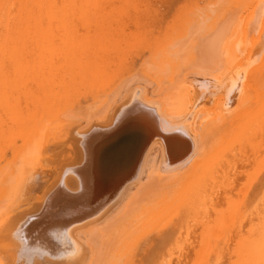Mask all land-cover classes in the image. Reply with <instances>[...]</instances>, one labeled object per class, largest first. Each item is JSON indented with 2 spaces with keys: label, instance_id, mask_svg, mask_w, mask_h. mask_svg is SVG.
I'll list each match as a JSON object with an SVG mask.
<instances>
[{
  "label": "rangeland",
  "instance_id": "374dc122",
  "mask_svg": "<svg viewBox=\"0 0 264 264\" xmlns=\"http://www.w3.org/2000/svg\"><path fill=\"white\" fill-rule=\"evenodd\" d=\"M146 1L148 3V9H146L148 10V17L147 19L145 17L146 26L135 22L127 23V21L121 24L120 21L122 18L117 15L111 17L109 21L104 22V27L107 29L106 39L111 42L114 47L113 48L110 43L109 47H111L113 51L109 48L110 50L108 53L111 51V57L113 56L115 60L113 58L111 59L110 53L106 55L109 57H105L106 59H101L100 57L94 58L87 44H84L83 49L69 56L68 59L65 54L62 55V53L50 48L48 44H45L41 52L38 66L31 68L27 66L20 67L18 73L22 85L19 89L18 97L21 102L28 99L27 84L33 85L36 88L38 84L40 86L41 84L63 83V115H58L59 118H62V121H53L54 119L47 118L52 120L47 123L48 120H43L44 123L46 122L44 128L48 129L40 130L39 132L41 136H44V139L43 136L42 139L45 141L42 139L40 140L39 138L41 137L38 136V134L36 136L30 134L32 137L34 136V141L39 139V141L34 142L35 145L30 143L29 133L35 127V120L29 119L30 122L27 120V123L20 124L21 122L19 123L16 119L13 107L14 104L11 102L10 97L0 96V121L3 123L5 122L4 127L3 123H1L3 133L13 134L12 132L14 130V135L17 134L15 136L16 138L14 135L10 134L12 138L9 136V138H11L9 141V138H7L8 134L1 138L0 144L2 146L0 145V151L3 152L4 150L6 154L2 153V155H0V171L5 172L6 168H8V173H10L17 163L13 164V161L18 159L17 156V158L15 157L17 152L19 153L21 151L22 154L24 148L27 146L28 147L25 149L27 151L24 152L25 154L32 150V152L29 153L31 156L26 155L28 156L26 157L23 154L25 159L19 155L20 153L18 154L21 160L20 165L23 166L22 164L24 163L25 166L21 168V166H17L19 164L16 165L20 167L18 172H15L16 175L19 176L15 178L16 176L14 175L13 179L15 178L17 180H15V182L13 180V183L11 182L12 190L7 186L10 190L8 193H10L11 196L7 194L8 199L5 205H2L5 208L3 209V215L0 217V228L2 226L5 227L1 235L4 237V242L2 241L3 245L0 246V264H92L95 259L96 261L101 260L102 264H190V262H193L192 260L195 259L199 240H201V226L197 221H204L207 216L205 215L207 210L209 211L207 217L210 218L213 215V211L223 205L224 209L226 205V200H224L223 197L224 195H226L225 198L229 196L228 198L230 201L240 200V198L243 197L241 191L239 192L234 188H238L241 184H243L240 186L241 189L246 187L244 186L246 183L241 182L243 177L242 181H246V174L243 173L242 176L239 172L242 174V172L251 169L249 168L251 160H249V162L248 158L247 160L245 158L244 161H248L249 164H247L248 162H244L243 164V158L239 159L240 162L239 160L235 161L236 165L234 167V160L237 159V157H235L232 161L234 164L230 166L233 173L229 171V167L226 172L228 175L223 178L224 181L220 179V182H225V179H227L231 173L233 174H231L232 177L230 176V179L228 178L226 181L227 184L222 183V186L225 187L219 186V184L221 185V183H219V191H217L218 187L216 188V185L213 188V192L210 195L212 198L210 202H213V208L207 209L206 211L204 210L203 212L199 211L202 213L205 212L204 215L198 213L196 218H190L187 221V225L180 226L181 229L176 234H174V230L172 231L175 225H170L169 223L172 219H174L172 223H175L174 207L177 206L179 202L175 201L170 204L168 200L161 206L162 208L160 209L162 210L153 209L151 214L144 217L138 216V218L135 219L136 222L127 228L128 232L123 236L122 240L118 243L119 247L115 250L109 246V240L107 241L104 237L105 234L103 233L106 231L107 226L113 222L123 221L126 218V215L122 213L124 207L130 202L129 200L134 197L135 192L139 190L140 186L147 182L148 179L150 180L152 175L158 174L159 178H157L162 179V177H169L173 174V176L169 178H171V180H176L174 173L177 172L178 178L187 168V166L184 167L183 163H180V167L175 164L176 160H174L172 156V152L170 151L171 148L169 149L174 138L172 136L173 134H168L170 132L168 128L170 125L168 124L169 119L165 118L167 115L161 116L165 122L162 124L158 122L161 120V117L158 116L161 115V109L160 106L158 107V104H156L159 103V101H156L159 93V91L156 90L159 89V87H156L155 82L148 81V78H146L147 74H144L146 72L145 68L148 67L146 62L149 61L148 59L151 55V51H154L159 42L163 41L165 37L171 35L173 37V35H175L173 32H177V25L180 24L183 26L184 21L182 22L181 20L184 17L186 18L188 13H194L193 11L197 9L196 7L201 8L202 6H207L209 8L211 7L210 9L212 10V5L213 8L216 6V8L219 6L222 8L224 5L219 3L220 0L219 2H217L218 0ZM224 1L225 5H227L226 8H230L228 4L229 1L232 5L234 3L232 0ZM224 1L222 0V2ZM210 2L212 4H210ZM214 3L216 6H214ZM200 8L198 10H200ZM203 8L202 10L205 9ZM223 9H225V7H223ZM82 10L92 16L97 14L96 7L90 4L83 8H76L77 13L82 12ZM198 12L200 13V11ZM259 12H261L260 15ZM263 13L264 7L258 10L257 13L248 20V22H250H247L248 44L246 45L252 44L251 42L254 41L255 34L263 32L261 30L263 29ZM194 15L196 14L194 13ZM256 18H260L257 24ZM252 24L254 26H252ZM174 28L175 31L171 32ZM203 43H205V41H203ZM28 44L33 48H39L35 37L28 39ZM203 45H201V47ZM83 57L88 59L90 69H86L84 65L83 67L74 68L76 63ZM151 70H149V72H151ZM93 71H100L99 75L105 76L102 77L104 79L95 78L97 75L93 74ZM191 75L185 77L186 84L189 85L188 91L190 89L189 102H191L187 108L189 112L191 111L193 114H197L201 111H205V109L208 110V108L213 109L214 103H216L219 98L226 100L227 96L229 97L230 86H227L230 84V79H232V77L230 79L227 77L228 81L222 78L221 82L227 81L225 83L227 84L226 86L225 84L222 85L221 82H217V84H220L221 88L218 89V85L216 84V92V89H214L215 85L211 87L213 83H209L212 81V78H209L210 80L204 78L205 80L203 79L204 81H201L202 79H199V76ZM216 79L213 80L214 83ZM233 79L236 78L234 77ZM234 81L235 80H233L232 83H234ZM96 83H98V85H95ZM111 85L113 88H117L115 92H110L112 96L110 95L111 97L109 96V99H107L108 96L105 97V92ZM93 86H96V88ZM91 87H93V90H91ZM98 88L99 94L97 93L96 95L93 92L98 90ZM110 88L108 91H111ZM210 88L212 89L211 97H209ZM227 90L229 91L228 93ZM103 91L104 96H102V99L100 96L103 95ZM213 93L215 95L212 96ZM98 95H100V100L97 99ZM215 96V99L212 98ZM104 98H106L108 102L106 101L107 104H103L105 107L101 105L100 107L103 109L100 110V104L98 105V103L103 101ZM211 98L214 102L213 100L211 101ZM109 101L111 103H109ZM33 102L35 101L29 100L28 106L33 107ZM100 103L102 104V102ZM75 110L76 114L73 113ZM157 111H159L160 114L159 112L157 113ZM80 112L83 114L82 118ZM86 113L89 114L87 115ZM47 115L53 117L54 111L49 110ZM87 116H91V118ZM157 118H160V120L157 121ZM151 126H156L157 129L156 131L154 129L153 133L150 131L152 130ZM143 127L150 129L148 132L150 135L143 134ZM35 128L37 129V127ZM4 130H6V132H4ZM46 132L49 133L47 136H50L47 143V137L45 138ZM163 133H165V135L168 134L167 136L169 137H164L165 135H163ZM141 137H144V139ZM5 138L8 142L6 141L7 144L4 149L3 144L5 143ZM145 139L146 141L144 142ZM43 142H45V144ZM28 143H30L31 146L33 145L32 148L34 147V149L31 148L30 150L31 146ZM49 144L50 147H48ZM130 147L131 154L130 152L129 154L128 152L126 154H121L122 158H118L114 162L116 165L113 164L114 166H112V161L110 162V160L113 159L110 158V153L107 154L110 149L115 154V152L127 151ZM17 149L18 151H16ZM154 151L158 153L156 154ZM143 152L144 156L142 154ZM42 153L43 155H41ZM154 154L156 156L159 154V157H155ZM239 158L241 157L239 156ZM9 160L14 165L11 169H9L10 163L7 164L10 162ZM20 160L18 159V161ZM119 162H122V164ZM237 162L240 164H237ZM5 164L7 165L4 166ZM123 164L124 166H122V169L124 170H117L120 165ZM245 165L246 167L248 165L247 169ZM232 168L234 169L232 170ZM158 175H155V177ZM263 177L264 171L261 172L258 179L260 180ZM169 180L167 182H169ZM101 181H103L105 185L101 184ZM225 184L228 185L227 188ZM230 184L232 185L230 186L231 188L229 187ZM233 185L235 186L234 188ZM99 187H101V189H106L105 193H99ZM123 187H125V190ZM223 188H225L224 191H222ZM107 189H109V191ZM151 191L152 188L148 187V193H151ZM234 191L236 193L239 192L237 193L238 195H236V193L234 195ZM262 209H264V206L256 211L249 209L250 215L247 213L248 211L245 212L244 209L243 213H247V216L244 214L246 218H243L244 220L241 221L240 225L236 222L234 226H232V228L238 227L236 231L239 229L242 231L239 230L240 233H237L234 231L235 228L232 230L228 228V237L230 240L227 237L229 242L226 239L225 245L227 246V244H230L231 239L235 237L234 234L236 233L240 239L239 246L243 247L246 245L248 241L242 239V235L246 232L248 225H252L251 223L256 220L255 213L258 211H262L261 213L264 212ZM247 217L249 220L245 221ZM248 221L249 223H247ZM92 241H99L102 244V254H100L99 257L95 258L92 255L90 245ZM170 241L171 244L169 243ZM185 241L187 244H185ZM168 243L170 245H168ZM229 247L230 246H228V248ZM179 248H181V250H179ZM228 248H226V254L228 253L230 256ZM3 249L4 251H1ZM226 254L223 251L221 254L222 257H220L217 264H229L230 257L227 258L228 255Z\"/></svg>",
  "mask_w": 264,
  "mask_h": 264
},
{
  "label": "bare ground",
  "instance_id": "6f19581e",
  "mask_svg": "<svg viewBox=\"0 0 264 264\" xmlns=\"http://www.w3.org/2000/svg\"><path fill=\"white\" fill-rule=\"evenodd\" d=\"M217 2H219V0ZM229 2L230 8H226L227 5H225V1L222 2V0H220L219 3L221 5L224 4L225 6L223 5V7H225V9H223V7L221 8V6L216 8L217 6L215 3L214 6L216 7L213 8L212 5V10L210 9L211 7L209 8L207 6H202L201 8L196 7L197 9L193 11L196 15H194V13H188L186 18L184 17L185 19L183 18L184 20H181L182 22L184 21L183 26L178 24L181 27L177 25V32H173L175 28L171 30L175 35H173V37L172 35L165 37L163 41L159 42L157 48L151 51V55L148 59L149 61L146 62L148 67H150L148 68L146 66L148 69L145 68L146 72L144 74H147L146 78H148V81L155 82L156 87H159L157 90L155 88L156 91H159V93L155 91L159 96H157V100L155 99L159 101V103L156 104H158L157 106H160L161 109V115L158 116L167 115L165 118L169 119L168 124L170 126L168 128L170 132L168 134H173L172 136L174 138L169 149L171 148L170 151L172 152V156L174 160H176L175 164L180 167V163H183L184 167L187 166V168H184V173L178 178L177 172L174 173L176 180H171V178H169L173 176V174L169 177L165 176L166 178L162 177V179H158L159 175L155 174L158 176L155 177V175H152L150 180H147V182L149 181L148 183L145 182L140 186L139 190L135 192L134 197L129 200L130 202H128L123 209L122 213L126 215V218L123 221L111 223L103 233L107 241L109 240V246H111L113 250L119 247L118 243L128 232L127 228L136 222L135 219L138 218V216L144 217L151 214L153 209L162 210L160 209L162 208L161 206L168 200L170 204L175 201L179 202V204L174 207L175 223H172L174 219H172L170 223L168 222L170 225H175L173 226L174 228L172 227V231L174 230L175 232L174 234L179 232L183 225H187V221L190 218H196L198 213L204 215L205 212L202 213L204 210L206 211L207 209L213 208V202H210L212 199L210 195L213 192L214 186L216 185L217 188L219 183H221L219 186H222V183L227 184L226 181L233 175L230 166L235 163L233 165L235 167V161L243 158V164L244 162L247 163L249 160L252 162V164L250 161V164L249 162L247 163L249 164V168H251L247 170L248 172L246 170V172H242V174L239 172L242 176L243 173L246 174H244L246 181H242L244 177H241V182L246 183L244 184L246 187L241 189L240 186L243 185L241 184L238 188H234L235 186L233 185L234 189L239 192L241 191L243 197L240 198V200L234 199L235 201H230L228 198L229 196L225 198L226 195H224V200H226L224 209V205L217 210L214 209L215 211H213V215L210 218L207 217V213H209L207 210L205 214L207 216L204 221H197L201 226V240H199V244L196 243L198 247L196 253L194 252L196 254L195 259L192 260L193 262H190V264H211V262L212 264H217L220 257H222L221 254L223 251L226 254V248H228V246H230L228 248L230 256L227 253L226 255H228V257H226H230L229 264H264V212L261 213L262 211L255 213L256 220L251 223L252 225L247 224L248 228L245 227L247 229H245L246 232L244 234L242 233V239L248 241L246 245L243 247L239 246L240 239L236 234L238 232L240 233L239 230L241 229L236 231L238 227H233L235 228L234 231L237 233L234 234L235 237L231 239L230 244H227V246L225 245V241L229 236L228 228L232 230V226H234L236 222L240 225L241 221L244 220L247 213H249V209L256 211L264 206V177L260 180L258 179L261 172L264 171V13L263 29H261L263 32L258 33L256 31L258 34H255L254 41L251 42L252 44L246 45L248 44L247 22L258 10L264 7V0H232V2H234L233 5ZM89 4L97 9V14L94 16L84 10L80 13L76 12V8H83ZM210 4L212 3L210 2ZM147 7L148 3L146 0H0V96L10 97L11 102L14 104L13 107L16 119L19 123L21 122L20 124L27 123L29 119L35 120V127H37V129L33 126L35 130L34 128L32 131L29 130L32 132L29 133V138L32 141H29L30 143L34 144V142L42 139L43 135L41 136L39 131L48 129L44 128L46 125L44 121L48 120L47 123L52 121L49 119H54L53 121H62V118H59V114L63 115V83L41 84L40 86L38 84L36 88L33 85L27 84L28 99L21 102L18 97V92L22 85L18 73L20 67L27 66L31 68L38 66L41 52L45 44H48L50 48L62 53V55L65 54L68 59L69 56L83 49L84 44H87L94 58L100 57L101 59H106V55H109L111 52L108 53L110 50L109 48H111L109 47L111 42L106 39L107 29L104 27V22L109 21L111 17L117 15L122 18L120 21L121 24L127 21V23L135 22L146 26V19L148 17ZM199 8L200 10H198ZM202 8L204 10H202ZM198 11H200V13ZM260 13L261 12H259V15ZM259 19H255L257 21H255L256 24ZM252 26L254 25L252 24ZM33 37H35L39 48H33L28 44V39ZM203 41H205V43H203ZM200 44L203 46L201 47ZM112 58L113 56L111 59ZM83 65L86 69H90V63L86 57L79 60L74 68L83 67ZM149 70H151V72H149ZM93 74L97 75L95 77L97 79H104L102 77H105L99 75L100 71H93ZM191 74H193V76H199V79H202L201 81L212 78V81L209 83H213L211 87L215 85L214 89H216L217 85L218 89L221 88L220 84H217V82L220 83L222 78L227 80V77L228 79L232 77V79H230L231 82L229 81L230 84L227 86H230L229 97L227 96L226 100L219 98L220 100L218 99L217 102L214 103L213 109L207 107L208 110L205 109V111H201L197 114H193L191 111L189 112L187 108L191 102H189L190 89L188 91L189 85L186 84L185 77ZM234 77L236 79H233ZM215 79L216 82L214 83L213 80ZM233 80H235L234 83H232ZM223 82H221L222 85L226 83ZM95 85H98V83ZM226 85L227 84H225V86ZM93 87L96 88V86ZM93 87H91V90H93ZM116 88L112 86L110 88L111 91H108V89L107 91L113 93ZM96 91V93H93L96 95L97 93L99 94V88ZM107 91L105 92V97L108 96L107 99H109V96H112V94H109ZM229 91L227 90V93ZM211 93L212 89L210 88L209 97H211ZM213 95L215 94L213 93L212 96ZM99 96L100 95L97 96V99H103L102 96H104V91L103 95L100 96L101 98H99ZM212 98L215 99L216 96ZM212 98L211 101L213 100ZM29 100L35 101L33 102V107L28 106ZM106 101L108 102V100L104 98L103 101H100L102 104L100 102L98 103V105L100 104V110L103 109L100 107L101 105L107 104ZM109 103L111 102L109 101ZM49 110H53L55 116L53 115L52 117L47 115ZM75 112L76 110L73 111V113ZM158 112L159 111H157V113ZM82 113L80 115L81 118L83 115ZM87 117L91 118V116ZM30 120L28 122H30ZM158 120H160V118H157V121ZM161 120L158 122L161 124L165 122L162 117ZM1 123L3 122L0 121V141L6 134H8L7 138L15 134L14 130L12 132L13 134L10 133L11 135L9 133L4 134ZM4 125L5 122L3 123V127ZM151 128L152 130L143 127V134L150 135V133H148L149 130L152 131V133L154 129L155 131L157 130L156 126H151ZM4 132H6V130H4ZM47 132L45 136V138L47 137L46 143L49 141L50 137L47 136V134L49 135ZM30 134L34 136L38 134L41 138L38 137L39 139L34 141V136L32 137ZM168 134L165 135V133H163V135H165L164 137L167 138L169 137L167 136ZM16 135H14V137ZM11 138H9L8 141L11 140ZM142 139H144V137ZM4 141L5 143L3 145L5 149L7 139ZM145 141L146 139L144 142ZM30 143L28 144L30 145ZM43 143L45 144V142ZM48 147H50V144ZM26 148H24L22 154L21 151L19 152L20 154L17 152L15 157L17 156L20 160L18 154L21 155L23 159H25L26 155H30L29 153L32 152V150L25 154L24 152L27 151L25 150ZM32 149H34V147ZM16 151H18V149ZM127 152L131 154V147L127 151H119L115 152V154L110 149L107 154L110 153V158L113 159L110 160V162L112 161V166H114L113 164H115L114 162L118 158H122L121 154H126ZM144 152L142 153L143 156ZM154 152H156V154L158 153L157 151ZM2 153H5L4 150L0 155H2ZM41 155H43V153ZM154 156L157 157L155 154ZM239 156L241 158H239ZM235 157H237L236 160H234ZM245 158L246 160L248 158L247 162L244 161ZM18 159L16 161L14 160L13 164L17 162L16 165L19 164L17 166H21V160L18 161ZM233 160L234 163L232 162ZM239 162H237V164ZM9 163V169L13 168L14 165L12 162L10 161L7 164ZM120 164H122V162ZM124 164L120 165L119 168L117 167V170L123 171L124 169H122V166H124ZM16 165L15 167H17ZM22 165L21 168L25 166L24 163ZM15 167L10 173H8V168H6V170L3 169L5 172L0 171V176L2 175L0 177V217L3 215V209L5 208L2 205H5L8 195H10L8 192L12 190L11 184L13 180L15 182V180H17L15 178L19 176H17L16 173L20 167ZM227 168L232 172V175L230 174L229 177L227 176L228 178L226 177L227 179H225V182H220L228 175L226 173ZM247 168L248 165L246 169ZM233 169L234 168H232V170ZM14 175L16 177L13 179ZM167 178L171 181L169 180V182H167ZM222 181H224V179ZM101 184H104V182L101 181ZM231 184L229 187L232 186ZM227 186L228 185H226V188ZM148 187L152 188L151 193H148ZM123 188L125 190V187ZM224 189L225 188H223L222 191H224ZM105 190L106 189H101V187H99L98 192L105 193ZM107 190L109 191V189ZM217 191H219V187ZM235 193L234 191V195ZM237 193L236 195H238ZM244 209L245 212H248L243 213ZM247 220H249L248 217L245 221ZM247 223H249V221ZM2 227L0 228V236L5 229V227ZM3 238V236L0 237V246L3 245ZM181 242L183 243L182 240ZM169 243L171 244V241ZM169 243L168 245H170ZM185 244H187L186 241ZM90 245L92 255L95 258L99 257L100 254H102V244L99 241H92ZM180 245L182 246L183 244ZM181 248H179V250H181ZM1 251H4V249ZM92 264H102V262L101 260L96 261L95 259Z\"/></svg>",
  "mask_w": 264,
  "mask_h": 264
}]
</instances>
